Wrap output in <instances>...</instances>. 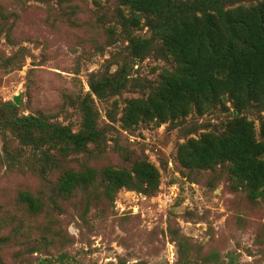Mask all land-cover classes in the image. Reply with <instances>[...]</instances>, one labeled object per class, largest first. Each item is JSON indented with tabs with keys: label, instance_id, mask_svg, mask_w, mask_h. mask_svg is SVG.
I'll list each match as a JSON object with an SVG mask.
<instances>
[{
	"label": "rangeland",
	"instance_id": "rangeland-1",
	"mask_svg": "<svg viewBox=\"0 0 264 264\" xmlns=\"http://www.w3.org/2000/svg\"><path fill=\"white\" fill-rule=\"evenodd\" d=\"M130 16L120 0H0V264H264V192L238 182L229 161H182L183 144L223 135L237 116L264 144V108L237 111L227 95L204 112L124 124L128 102L147 99L178 67L147 18L136 27ZM132 37L151 40L143 56ZM94 75L119 85L97 95ZM24 115L85 133L86 144L51 149L45 132L27 136L8 120ZM142 160L159 172L155 189L109 179ZM69 172L74 186L64 191Z\"/></svg>",
	"mask_w": 264,
	"mask_h": 264
},
{
	"label": "trees",
	"instance_id": "trees-1",
	"mask_svg": "<svg viewBox=\"0 0 264 264\" xmlns=\"http://www.w3.org/2000/svg\"><path fill=\"white\" fill-rule=\"evenodd\" d=\"M130 9L128 23L140 26L145 16L152 31L178 62L173 72L162 76L160 84L147 99H131L124 111L127 126L142 121L164 122L186 116L193 108L199 112L210 109L229 96L237 111L252 104L264 108V1L253 6L226 8L233 0H120ZM133 53L141 57L150 49V39H130ZM93 80L90 87L97 95L113 91L118 83L108 76ZM13 106V105H12ZM15 107V106H14ZM91 105L86 104L85 128L94 129ZM17 129L33 136L43 131L56 149L59 143L83 146L84 134H74L66 126L44 122L34 116L8 119ZM253 122L237 116L223 135L206 134L199 140L182 145L186 166L212 167L232 163L234 177L246 183L254 195L264 192V144L257 141ZM264 132V122H263ZM67 152V151H64ZM109 179L117 187L155 189L159 172L147 161L134 165L133 172L110 169ZM62 189H72L75 175L64 176ZM32 207L35 197L24 196Z\"/></svg>",
	"mask_w": 264,
	"mask_h": 264
},
{
	"label": "water",
	"instance_id": "water-1",
	"mask_svg": "<svg viewBox=\"0 0 264 264\" xmlns=\"http://www.w3.org/2000/svg\"><path fill=\"white\" fill-rule=\"evenodd\" d=\"M14 100H15V102L18 104V103L20 102V98H19V96H16V97L14 98Z\"/></svg>",
	"mask_w": 264,
	"mask_h": 264
}]
</instances>
